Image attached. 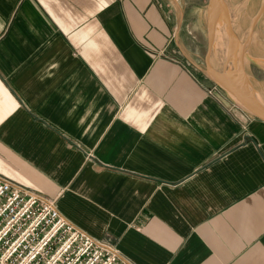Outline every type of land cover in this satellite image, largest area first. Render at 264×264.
Masks as SVG:
<instances>
[{"label": "crops", "instance_id": "1", "mask_svg": "<svg viewBox=\"0 0 264 264\" xmlns=\"http://www.w3.org/2000/svg\"><path fill=\"white\" fill-rule=\"evenodd\" d=\"M209 26V1L0 0V175L124 264H264V120Z\"/></svg>", "mask_w": 264, "mask_h": 264}, {"label": "built area", "instance_id": "2", "mask_svg": "<svg viewBox=\"0 0 264 264\" xmlns=\"http://www.w3.org/2000/svg\"><path fill=\"white\" fill-rule=\"evenodd\" d=\"M0 264H124L118 249L60 212L57 200L0 175Z\"/></svg>", "mask_w": 264, "mask_h": 264}, {"label": "rangeland", "instance_id": "3", "mask_svg": "<svg viewBox=\"0 0 264 264\" xmlns=\"http://www.w3.org/2000/svg\"><path fill=\"white\" fill-rule=\"evenodd\" d=\"M199 1L201 8H204L208 1L210 4V0ZM221 2L222 8L219 7ZM217 7L219 10L224 9L227 13L222 15V21H219L220 26L216 32L220 38L217 41L216 49L224 46L229 33L233 37H231V45H228L229 42L225 43V49L223 47L222 54L220 53L216 58L222 59L226 77L235 74L234 70L238 68L236 70L240 77H244L240 80L245 85L247 83L245 90L247 93L252 91L250 94L253 95V98H251L264 108V0H217ZM226 35L227 37H225ZM239 51L240 55L234 60L235 53L239 54ZM241 57H243V68L240 63ZM241 81L236 83L237 81L232 80L231 82H234L235 87L240 89L238 85H243ZM248 96L250 97V95Z\"/></svg>", "mask_w": 264, "mask_h": 264}, {"label": "water", "instance_id": "4", "mask_svg": "<svg viewBox=\"0 0 264 264\" xmlns=\"http://www.w3.org/2000/svg\"><path fill=\"white\" fill-rule=\"evenodd\" d=\"M217 6V0H210L209 4V14H210V26H209V39L208 48L205 54V64L208 72L213 76V78L218 82L233 98L245 106L249 111H251L255 116L264 120V108L256 103L251 97H249L245 92L235 88L233 83L223 74L217 72L210 62V54L212 52L215 40V33L219 25L220 10ZM231 31L233 29L230 27ZM240 63L243 68V57L240 58Z\"/></svg>", "mask_w": 264, "mask_h": 264}, {"label": "bare ground", "instance_id": "5", "mask_svg": "<svg viewBox=\"0 0 264 264\" xmlns=\"http://www.w3.org/2000/svg\"><path fill=\"white\" fill-rule=\"evenodd\" d=\"M220 1H222V0H220ZM218 2H219V1H218ZM223 3H224V2H223ZM220 5H221V6H219V7L222 8V5H223L222 2L220 3ZM216 7H217V6H216ZM217 8H218V7H217ZM225 13H227V12H226L224 9L220 10V16H219L220 18H219V21H222V20H221L222 15H224ZM229 14H230V13H229ZM231 15H232V14H231ZM229 17H231V16H229ZM229 17H228V18H229ZM228 21H229V20H228ZM226 24H227V23H226ZM218 26H220V24H219ZM222 26H223V24H222ZM221 28H222V27H221ZM217 29H218V27H217ZM226 31H227V30H226ZM223 34H224V33H223ZM225 37H227V35H226ZM231 37H233V35H230V33H229V34H228V38H226V39H228V40L225 39V43H228V42L230 43V44H228V45H231V40H232ZM237 42H238V40H237ZM242 47H243V46H242ZM242 47H241V48H242ZM244 48H245V45H244L243 49H244ZM230 50H231V49H230ZM231 51H232V50H231ZM241 52H242V51H241ZM230 54H231V52H230ZM235 55H236V56L234 57V60H236L237 57L240 55V51H239V54H238V53H237V54L235 53ZM234 60H232V61L234 62ZM236 69H238V68H236ZM236 69L234 70V73H235V74H230V75L227 76V78L230 79V81L234 80V81H237L236 83H239L238 81H241L240 79H243L244 77H243V76H242L243 78L240 77L239 72H238V70H236ZM222 73H223V72H222ZM224 73H225V72H224ZM223 75H224V74H223ZM231 79H232V80H231ZM245 80H246V79H245ZM245 80H244V81H245ZM241 82H242L243 85H240V84L238 85V86L240 87L241 91L245 92L246 94L250 95V97L253 98V95L250 94V92H252V91H250L249 93H247V91L245 90V89H247V88H246L247 83H246V85H245V83H244L243 81H241ZM232 83H233V85H234V82H232ZM252 94H254V93H252Z\"/></svg>", "mask_w": 264, "mask_h": 264}]
</instances>
